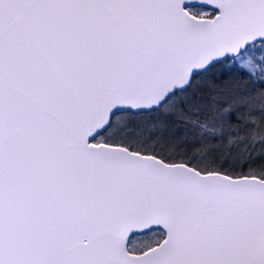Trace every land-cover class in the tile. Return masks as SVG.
<instances>
[{"label":"snow or ice","instance_id":"snow-or-ice-1","mask_svg":"<svg viewBox=\"0 0 264 264\" xmlns=\"http://www.w3.org/2000/svg\"><path fill=\"white\" fill-rule=\"evenodd\" d=\"M0 264H264V0H0Z\"/></svg>","mask_w":264,"mask_h":264}]
</instances>
